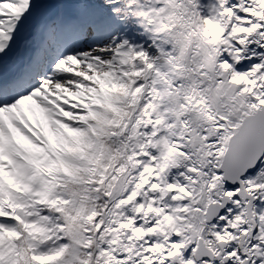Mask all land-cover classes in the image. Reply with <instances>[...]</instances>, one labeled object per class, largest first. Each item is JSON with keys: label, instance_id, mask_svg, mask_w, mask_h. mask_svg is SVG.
I'll return each instance as SVG.
<instances>
[{"label": "snow or ice", "instance_id": "6c2138e0", "mask_svg": "<svg viewBox=\"0 0 264 264\" xmlns=\"http://www.w3.org/2000/svg\"><path fill=\"white\" fill-rule=\"evenodd\" d=\"M0 264H264V0H0Z\"/></svg>", "mask_w": 264, "mask_h": 264}]
</instances>
